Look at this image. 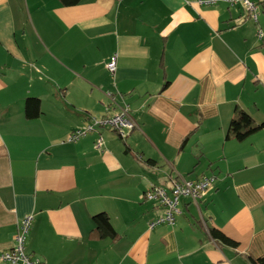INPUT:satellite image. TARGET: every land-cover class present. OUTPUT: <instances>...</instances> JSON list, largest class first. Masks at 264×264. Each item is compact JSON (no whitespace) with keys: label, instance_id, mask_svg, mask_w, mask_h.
<instances>
[{"label":"crops","instance_id":"0c3cea01","mask_svg":"<svg viewBox=\"0 0 264 264\" xmlns=\"http://www.w3.org/2000/svg\"><path fill=\"white\" fill-rule=\"evenodd\" d=\"M200 1L0 0V255L30 215L26 251L40 264L264 255V130L238 138L264 121V11L255 22L240 6ZM109 93L137 127L126 139L98 128L70 141L117 111ZM28 97L41 102L35 119ZM172 175L216 181L199 204L181 200L175 224L151 227L166 208L146 192L171 189ZM101 212L116 239L92 236Z\"/></svg>","mask_w":264,"mask_h":264},{"label":"built area","instance_id":"2783aa9c","mask_svg":"<svg viewBox=\"0 0 264 264\" xmlns=\"http://www.w3.org/2000/svg\"><path fill=\"white\" fill-rule=\"evenodd\" d=\"M201 3H216L225 2L230 6H240L249 15V17L258 22L259 15L264 11V0H209L200 1ZM241 22V18L236 19ZM258 37L264 41V31L258 29ZM107 68L111 72H115L117 68V55L111 57L107 63ZM111 104H114L117 109L113 114H108L99 119L93 118L92 121L83 127L76 128L69 135L70 141H77L88 136L98 128H109L116 131L119 136L126 139L128 135L137 127L136 122L132 118L131 108L128 104H121L108 94ZM103 146V138H99L96 143L97 148ZM216 181L215 176H207L201 179H186L180 175H172L171 189L161 185L153 186L146 192V198L153 201H158L166 208L165 215L153 221L150 226L154 227L161 223L175 224L177 215L181 214V200L189 198L196 204L207 196L213 188ZM33 216H27L19 223L18 233L15 237V246L8 251L1 253V258L10 264H40L37 259L32 258L26 251L27 236L32 225Z\"/></svg>","mask_w":264,"mask_h":264},{"label":"trees","instance_id":"16d2710c","mask_svg":"<svg viewBox=\"0 0 264 264\" xmlns=\"http://www.w3.org/2000/svg\"><path fill=\"white\" fill-rule=\"evenodd\" d=\"M61 3L65 6H74L79 4L82 0H60ZM41 114V102L40 99L35 97H28L26 100V106H25V115L29 119H35L39 117ZM264 130V121L261 122L258 125H248V129L242 133H239L238 138L244 139L246 137H249L250 135L254 134L257 131ZM187 140L184 141V144ZM94 223L96 225L92 236L97 238H112L116 239L118 237L117 231L114 229L110 217L108 213L101 212L93 217ZM211 236L218 240L219 242L236 247L238 246V243L231 238L227 237L224 233H222L220 230L216 228H211L210 230ZM252 264H264V255L257 259H250Z\"/></svg>","mask_w":264,"mask_h":264}]
</instances>
